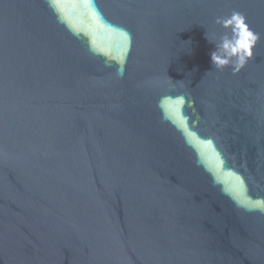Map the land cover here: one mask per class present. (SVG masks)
I'll return each instance as SVG.
<instances>
[{
	"label": "water",
	"instance_id": "1",
	"mask_svg": "<svg viewBox=\"0 0 264 264\" xmlns=\"http://www.w3.org/2000/svg\"><path fill=\"white\" fill-rule=\"evenodd\" d=\"M0 264H264V0H0Z\"/></svg>",
	"mask_w": 264,
	"mask_h": 264
},
{
	"label": "clouds",
	"instance_id": "2",
	"mask_svg": "<svg viewBox=\"0 0 264 264\" xmlns=\"http://www.w3.org/2000/svg\"><path fill=\"white\" fill-rule=\"evenodd\" d=\"M215 22L225 29V34L215 42L205 33L208 42L215 46L210 53L212 65L216 70L231 66L234 74L239 73L252 58L258 36L249 30L245 17L239 12L234 11L228 17H218Z\"/></svg>",
	"mask_w": 264,
	"mask_h": 264
}]
</instances>
